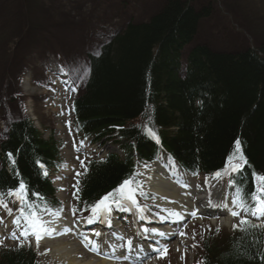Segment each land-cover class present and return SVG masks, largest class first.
<instances>
[{
	"label": "trees",
	"instance_id": "16d2710c",
	"mask_svg": "<svg viewBox=\"0 0 264 264\" xmlns=\"http://www.w3.org/2000/svg\"><path fill=\"white\" fill-rule=\"evenodd\" d=\"M20 1L11 16L0 9V29L15 26L30 32L34 44L45 43L49 20L22 9ZM192 1L163 0L146 19L127 22L98 54L85 51L89 70L72 104L73 124L92 140L106 138L123 154L86 162L77 186L81 214L130 178L133 151L141 161L154 156L158 145L148 129L191 172L212 175L228 164L229 156L242 154L243 160L234 159L240 169L226 171L225 180L243 202L257 187L253 173L264 176V39L233 50L196 41L201 21L212 16L214 7ZM51 26L61 25L51 20ZM47 39L55 47L61 40ZM17 114L13 110L9 131L0 138V203L11 214H21V208L27 212L26 205L8 195L22 181L38 213L58 211L60 204L43 175V169L60 161L58 141L45 138L28 117ZM240 228L214 234L198 228L194 264H264V227ZM0 264L39 260L30 247L0 245Z\"/></svg>",
	"mask_w": 264,
	"mask_h": 264
},
{
	"label": "rangeland",
	"instance_id": "374dc122",
	"mask_svg": "<svg viewBox=\"0 0 264 264\" xmlns=\"http://www.w3.org/2000/svg\"><path fill=\"white\" fill-rule=\"evenodd\" d=\"M23 1L24 6L22 9L29 8L36 16L49 20L50 24L45 28V37L53 41L61 40L59 45H56L57 47L47 38L45 43L37 42L34 44L33 41L29 40L30 32L26 33L25 30L15 26L0 29V131L3 125L8 123V112L14 110L20 114L22 111L33 119L35 125L45 137H48L49 132L52 131L55 137L61 136L64 140L61 149L62 155L64 157L65 153V156L72 159L75 129L68 128L71 116L70 104L68 100H65L60 105L50 104L45 107L44 96L40 95L42 91L40 87L49 84L47 69L52 61L54 64L57 62L62 63L63 66H67L68 62L71 63V60L80 61V58H83L82 52L85 48L96 47L95 42H97L102 31H113L123 26L128 19L135 21L147 18L158 7L160 0ZM192 2L203 7L211 2L214 7L212 16L201 21L195 38L196 41L209 42L214 49L233 50L255 46L258 41L256 38L264 39V0H193ZM19 5L18 0H0V9H4L10 16L19 9ZM51 20L56 25L61 26L59 28L50 27ZM39 33L36 32L35 35H39ZM40 35L44 36V34ZM34 64H37L39 68L33 67ZM3 88H5V91H2ZM9 106L12 107L10 108L12 111H10ZM54 109H56V113L53 112ZM83 154L80 153V156H77L79 164L82 159L86 158V155ZM72 167L75 168V176H77L81 166L70 163L62 171L53 175L55 183L61 181L71 182V179L64 177L62 173L72 171ZM74 186L73 183L71 186H65L64 191H59L61 190L59 189L57 192L58 197L63 199L66 206L65 218L73 222L76 220L69 208L70 205L75 203ZM131 186H133V183ZM164 209L165 214L171 212L167 208ZM5 214H7V211L0 208V229L2 231L6 229L9 232L12 229L9 226L12 221L3 220ZM194 222L204 223L205 219L203 217L194 219L190 224ZM127 227L129 233H127V230H122L125 239L134 236L132 226L127 224ZM92 232L96 238L105 239V234L101 230L94 228ZM67 235L65 234V236ZM68 236L74 237L71 234ZM184 236L185 239L183 240L185 242H181L177 238L170 240L169 245H165L169 249L167 252L169 258H161L160 263L162 260L166 262L171 260L172 263L175 260L177 263L187 264L184 262V257L189 249L186 248H191V245H187L189 239L191 240L188 230L185 231ZM5 239L12 243L16 241L14 235L10 234ZM60 242L67 243L63 240ZM77 244L80 249L78 251L81 253L80 259H87L91 256H95L97 259L101 258L97 253L88 252L81 243L77 242ZM47 247H50V244L46 241H42L39 246L40 251H42L41 264L63 262L52 252L51 247L50 251ZM163 248L159 247L154 255L160 253ZM189 254L192 255V251ZM151 262L148 259L135 264ZM68 263L70 264V262ZM116 264L132 263L117 261Z\"/></svg>",
	"mask_w": 264,
	"mask_h": 264
},
{
	"label": "bare ground",
	"instance_id": "6f19581e",
	"mask_svg": "<svg viewBox=\"0 0 264 264\" xmlns=\"http://www.w3.org/2000/svg\"><path fill=\"white\" fill-rule=\"evenodd\" d=\"M143 145L145 148L148 147L146 141H143ZM144 179L146 183L145 187L148 192L159 196L160 198H163V201L167 204V206H169L171 209H176L178 211L180 216L179 218L184 215L192 216L193 213L197 214L199 210H205L206 206L202 205L199 208L198 206H196V204H200L202 199H204L205 197L209 201L211 199L210 195L213 194V192L205 191V186L199 183L198 178L188 177V175H186L183 171L178 170L174 165H170L163 158H160L156 162L152 170H145ZM184 202H186L188 205H185ZM208 206L209 208L214 209L213 205L210 204ZM231 208L232 207L229 202H226V205L224 207H218L220 213L225 216L222 219V224L227 226L231 224V220L233 217L231 215ZM61 216L62 215L57 216L55 214H50L45 216V219L47 221H51V224L54 226V228L61 229L63 226L62 221L60 220ZM169 217H172V215L169 214ZM82 228L83 226L80 224H73L72 226L67 225V227H64V230L74 232L84 245H87L93 249L99 248V250L102 251L107 250L106 254L108 255V257L99 260L94 258H89L87 260L78 259L77 254L79 251L77 245L74 243H62L59 242L60 240H56V244L52 245L53 251L56 253L57 256L75 264H115V262L111 259H113V257L123 258V249H125L126 247L130 246V250L135 251L137 247H139V250L142 249V245H146L145 243L154 244L153 242L140 243V239H143L140 237H142V234L144 232L142 230H138L137 233L139 237L137 239V245L131 244L124 246L121 238L119 237V235L116 234L112 235L111 237H108L104 245L102 244L104 241H97L94 237H90V234L83 233ZM155 229H157V233H171L172 231L171 227L161 226L155 227ZM54 234L57 235L56 232H54ZM89 241H91L92 243L90 244ZM130 254L133 255L132 252ZM139 256H141V253H136L134 258H138Z\"/></svg>",
	"mask_w": 264,
	"mask_h": 264
},
{
	"label": "snow or ice",
	"instance_id": "6c2138e0",
	"mask_svg": "<svg viewBox=\"0 0 264 264\" xmlns=\"http://www.w3.org/2000/svg\"><path fill=\"white\" fill-rule=\"evenodd\" d=\"M148 135H150L153 139H157L156 134L151 131V129H148ZM235 152L237 154H240V141H236L235 146ZM9 157L11 158V153H9ZM239 158L240 160H243L242 154L237 156H229V163L225 168V172L228 168H231L232 171H237L241 165L240 164H233L232 161L234 159ZM246 163V161H244ZM47 175V173H45ZM79 176L80 173H77ZM222 175L221 172L215 173V176L219 178ZM257 183L256 191L251 194V200L253 202V205L251 208L246 206L242 201L238 204V207L241 209L240 212H237L233 210L231 212V215L233 217H240L239 224H233V229L240 228L242 225H248L250 222L247 217H244L242 215L243 212H250L253 216H264V198H262V194H264V176L257 175L253 173ZM132 180H124L117 188L113 189V191L105 194L103 197L100 198L93 206H91L92 213L94 215H98L101 212H108L112 210V205H115V207L119 208L122 206V200H127L131 202L133 205H135V189L131 187ZM9 196H14L18 201H20L21 204L26 205L28 211L25 212L23 208L20 209L21 216H23L25 222H26V228L25 230L21 231V236H28V235H34L35 239L37 241V246H39L40 240L44 236H51L56 230L53 228H50L48 225L51 223V221H43L36 209V206L33 203H30L27 197V187L26 185L21 181L19 186L15 190H9L8 192ZM33 195L38 196V193H33ZM114 197H119L115 198ZM0 206L7 207V205H4L0 203ZM58 216L59 213H56ZM173 215H177V213H173ZM195 215V213H193ZM91 222V221H89ZM13 223L17 224L19 226L20 224V218L17 217ZM253 228L257 227V225L252 224ZM241 231H244L246 229L240 228ZM219 231V229H217ZM182 236L184 235L183 232L180 233ZM99 235V233H97ZM87 239V238H85ZM91 244L92 242L89 241ZM23 245H21L22 247ZM166 251V249H165Z\"/></svg>",
	"mask_w": 264,
	"mask_h": 264
}]
</instances>
